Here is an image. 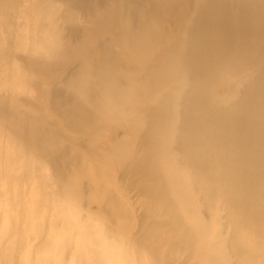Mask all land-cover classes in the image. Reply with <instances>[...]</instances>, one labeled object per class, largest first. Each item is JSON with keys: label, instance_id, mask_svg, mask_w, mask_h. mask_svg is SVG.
Here are the masks:
<instances>
[{"label": "bare ground", "instance_id": "bare-ground-1", "mask_svg": "<svg viewBox=\"0 0 264 264\" xmlns=\"http://www.w3.org/2000/svg\"><path fill=\"white\" fill-rule=\"evenodd\" d=\"M19 1L0 0V20L10 18ZM59 1L41 7L39 40L43 64H56L65 74L74 70L90 39L71 47L61 30L65 27L70 35H78L77 17L90 9V2L65 0L61 6ZM133 1L122 3V11ZM175 1H155L162 11L148 12L131 38L144 57L151 36L162 49L178 33V46L158 62L157 109L141 123L137 137L113 144L129 182L128 195L133 193L142 201L140 227L126 235L124 197L113 188L92 186L84 156L70 146L59 147L63 137L42 115L33 114L21 127L4 121L0 186L9 175L11 189L6 193L0 187V264H264V0H187L172 23L177 32L166 19ZM7 21L13 38L17 25L11 18ZM122 29L127 45V18ZM0 58L2 63L12 61L7 51ZM30 60H36L33 50ZM100 66L90 75L82 70L65 89L54 88L53 104L70 131L87 133L88 122L96 119L95 109L113 110L126 101L127 91L117 85L109 45L103 47ZM17 68L14 65L12 70ZM7 83L6 76L0 89L5 90ZM219 85L230 88L227 99L215 96ZM6 106L1 98L3 111ZM125 131L130 136L132 128ZM23 156L25 172L18 177ZM65 156L71 158L79 185L70 181L63 191L54 192L44 176H35L36 167L49 161L61 176ZM97 171L101 175L102 167ZM30 175L37 186L28 194ZM17 181L24 184L20 197L14 193ZM18 198L19 234L12 243ZM220 198L225 214L215 232L213 219L205 217L204 210ZM86 201L97 203V217L76 218L83 217L77 208ZM52 211L67 223L66 229L49 230L47 218ZM6 214L10 224L4 230ZM100 217L108 223L105 232L97 222ZM226 229L231 230L227 237ZM34 233L41 235L42 243L29 252L27 261L24 251Z\"/></svg>", "mask_w": 264, "mask_h": 264}, {"label": "rangeland", "instance_id": "rangeland-1", "mask_svg": "<svg viewBox=\"0 0 264 264\" xmlns=\"http://www.w3.org/2000/svg\"><path fill=\"white\" fill-rule=\"evenodd\" d=\"M49 1H19V4L12 9L10 15L13 23L17 25L13 30V38L10 37V32L8 31L7 20H10V18L3 17L0 20V55L2 52L7 51L12 57L11 63L6 61L2 63L0 58V63H2L0 66V84L6 76L8 80L5 90L0 89V125L6 121L8 123H15L21 127L23 123L32 119L33 114L42 115L47 122L58 130L61 137H63L59 141L60 143H58L59 147L70 146L73 150L84 156V161L88 167L87 172L93 177L91 181L92 186L98 190L100 188H113L118 190L120 192L119 194L124 197L126 213L128 214L125 233L127 236L131 235L140 227L142 201L135 197L133 193L128 195L129 182L123 177L121 161L113 144L128 141L131 136L137 137L141 133V123L146 121L151 113L157 109V91H159L157 89L158 62L178 46V33L176 34L175 40L162 49L157 48V39L151 36L147 40L149 52L147 56L142 57L138 54L134 40L131 38L146 20L148 12L152 11L156 14L157 10L162 11L160 9L161 6H158L157 9V3L155 4L157 0H134L132 2L134 4L127 5V8L123 11L121 5L128 0H88L90 2V9L84 14H80L76 20L80 29L79 34L76 36L70 35L65 27L61 30L62 34L67 36L66 41L72 45L71 47L80 44L86 38L90 39V43L83 48L82 55L78 58L74 70L64 74L62 69L56 64L48 67L41 61L44 56V48L39 40V29L41 25L39 11ZM186 1L176 0L175 3L170 5L167 10L168 14L166 15V19L170 24L173 23L176 12L178 13L185 6L184 3ZM59 3L62 6L65 4V0H60ZM121 12H124V14ZM126 18L129 21V40L127 45H125L122 36L123 21ZM100 24L105 28V32L99 29ZM171 27L177 32L176 26L174 27L173 25ZM105 45H109L112 52L113 64L119 76L117 80L118 88L127 91L126 101L118 102L113 110L108 108L107 110L102 109V111H97L95 109L96 112L93 114H95L94 117L96 119L88 122V126H86L87 133L82 134L79 131H70L60 111L53 104V92L56 88L65 89L67 87L66 85L74 83L84 69L88 71L86 73L87 75H90V71L93 74L94 71L100 70L102 68L100 66L101 53ZM32 50L37 60L35 62H38V65L35 62L32 63L30 60ZM39 54L41 55L39 56ZM91 61L93 63H89ZM13 64L15 65V69L19 67L20 70L18 68L17 72H15L16 70H12V68L14 69ZM57 67L58 70H56ZM85 83V80L82 81L80 87L83 88ZM16 85L19 89H17ZM24 86L26 88L22 90ZM229 91L230 88L227 85H219L214 89V94L218 100H224L227 99ZM1 98L7 101L6 110H9V113L6 110H2ZM120 113H123V116H118ZM129 127L132 128L130 136L125 131ZM29 138L33 139L34 136L29 135ZM176 151L180 152L178 148ZM26 161L27 159L24 156L20 158L21 164L17 170L18 177H23ZM98 166L102 167L101 175L97 171ZM134 167L135 164H131L129 168L133 170ZM60 170L61 176H58L53 165L49 161H44L36 167L35 176H44L52 184L51 188L54 192L63 191L70 181H75V184L77 186L79 185L78 175L71 164L70 156H65L61 160ZM190 170L193 171L191 168ZM8 177L9 175H6V182L0 186L1 190L6 193L11 189ZM17 183L14 193L19 196L24 189V184L22 181H17ZM33 184L32 175H30L26 184L28 194L32 192L33 187L35 188L37 186L36 183ZM202 194L200 192L198 198H201ZM4 202L9 203L7 199ZM15 203L16 212L13 218L16 220V225L12 233V243L17 241L19 234L20 198L16 199ZM98 210L97 203H89L86 201L77 208V211L81 212L83 217L78 215L76 218L87 220L88 217H97ZM224 214L225 207L221 198L213 206L205 208L204 210L205 217L213 219L215 232L219 229L220 220ZM3 221L4 230L6 228L8 229L10 214H6L3 217ZM97 222L99 227L105 232L108 227L105 219L100 217ZM47 226L49 230L55 228L64 230L68 225L61 220L57 211H52L47 218ZM230 231V229L225 230V237L230 235ZM28 243V250L26 252L24 251L27 261L29 260V252L41 245V235L34 233L31 237L28 236ZM234 251L237 252L238 249L235 248ZM134 257V254H132V258Z\"/></svg>", "mask_w": 264, "mask_h": 264}]
</instances>
